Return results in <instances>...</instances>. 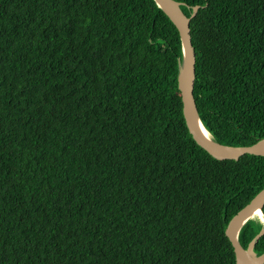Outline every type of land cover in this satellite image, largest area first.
I'll use <instances>...</instances> for the list:
<instances>
[{
	"label": "trees",
	"instance_id": "1",
	"mask_svg": "<svg viewBox=\"0 0 264 264\" xmlns=\"http://www.w3.org/2000/svg\"><path fill=\"white\" fill-rule=\"evenodd\" d=\"M175 1L188 17L201 6V122L223 146L254 145L264 0ZM182 60L154 0H0V264H237L225 231L264 189V156L219 161L195 142ZM263 228L249 220L242 247Z\"/></svg>",
	"mask_w": 264,
	"mask_h": 264
},
{
	"label": "water",
	"instance_id": "2",
	"mask_svg": "<svg viewBox=\"0 0 264 264\" xmlns=\"http://www.w3.org/2000/svg\"><path fill=\"white\" fill-rule=\"evenodd\" d=\"M156 4L174 23L179 31L182 42L183 60L180 64L178 76V87L181 93L183 104V115L190 134L195 142L206 150L213 158L219 161H238L242 156L249 154L253 156H264V138L248 147H228L217 143L214 138L207 137L202 131L200 124L204 127L197 112L194 98V87L196 78V52L192 44L190 22L196 16L201 6L192 9L191 16H187L181 9L183 3L175 0H154ZM205 128V127H204ZM206 129V128H205ZM209 133V131L206 129ZM264 189L260 191L253 200L239 211L229 222L226 228V236L230 240L235 252L237 264H264V253L257 255L255 252L256 243L264 235V228L251 241L247 249L239 242V232L242 227L251 219H258L264 223ZM256 214L257 218L253 217Z\"/></svg>",
	"mask_w": 264,
	"mask_h": 264
},
{
	"label": "bare ground",
	"instance_id": "3",
	"mask_svg": "<svg viewBox=\"0 0 264 264\" xmlns=\"http://www.w3.org/2000/svg\"><path fill=\"white\" fill-rule=\"evenodd\" d=\"M200 127H201L202 131L205 133V135H206L207 137L210 138V137H211V134L208 133V132L206 131V129H205L201 124H200ZM253 217L257 218V215L254 214Z\"/></svg>",
	"mask_w": 264,
	"mask_h": 264
}]
</instances>
